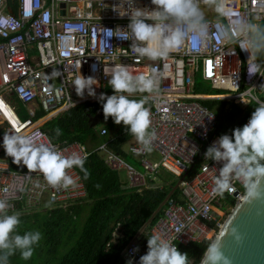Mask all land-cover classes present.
<instances>
[{"label":"built area","instance_id":"2783aa9c","mask_svg":"<svg viewBox=\"0 0 264 264\" xmlns=\"http://www.w3.org/2000/svg\"><path fill=\"white\" fill-rule=\"evenodd\" d=\"M118 3L120 0H0V198L7 196L13 205L9 214L68 208L86 198L85 182L78 168L67 170L77 179L75 187L53 189L41 174L28 175L26 166L12 163L2 146L3 135L6 131L22 129L38 142L51 141L42 129L47 120L66 109L99 103L86 93L85 98L78 97L71 84L74 78L80 74L94 76L100 84L93 86L97 96L101 92L111 95L113 93L106 90L105 67L114 63L131 65L136 74L150 70L162 73L160 96L147 105L151 112L150 130L156 133L153 150L143 152L142 146L135 141L130 143L129 153L125 152L141 170L113 151L110 140L93 149L76 139L51 143L65 156L73 152L87 153L89 159L92 153H97L109 170L125 171L128 182L121 183L123 188L137 192L162 188L157 174L160 168L166 169L180 178L178 190L172 195L175 188L165 200L147 233L171 239L177 249L179 245L194 241L207 239L211 242L230 212L244 200L246 191L239 182H234L232 189L222 196L212 193L213 168L221 165L205 160L204 153L220 137L217 134L219 119L217 104L210 107L204 101L230 100L248 105L253 112L255 103H245L250 101L247 91L255 87V94L264 99V93L259 92L264 76L257 73L249 78L248 53L239 46L233 50L215 41L204 54L191 55L182 50L157 64L134 57L128 50L130 41L115 37L109 40L105 35L106 28L118 25L124 28L129 22L127 16L121 18L112 10V5ZM136 5L154 7L150 0H136ZM229 7L239 15L251 16L258 23L264 20V0H231ZM205 15L213 33L218 31L216 14ZM33 50L37 54H32ZM197 76L221 92H196ZM15 101L21 103L26 116L19 117L15 113ZM37 111L41 112L39 116H36ZM250 116L251 113L241 126ZM106 133V127L100 126L99 134ZM193 147L198 149L195 155H191ZM156 155L159 159L154 161ZM177 229L181 231L177 233ZM135 248L138 251H133ZM144 254L141 242L133 240L127 244L125 257L127 261L131 259L132 264H139V257Z\"/></svg>","mask_w":264,"mask_h":264},{"label":"clouds","instance_id":"9594fccd","mask_svg":"<svg viewBox=\"0 0 264 264\" xmlns=\"http://www.w3.org/2000/svg\"><path fill=\"white\" fill-rule=\"evenodd\" d=\"M150 3L154 6L151 9L138 7L136 0H120V3L112 5V10L121 18L127 16L129 22L124 28L119 25L106 28L107 39L115 37L120 41H130L128 50L133 56L150 64H157L182 50L191 55L204 54L213 41L233 50L239 46L248 53L249 78L257 73L264 76V24L256 22L251 16L235 13L229 7L231 0H150ZM201 5L216 14L215 23L219 30L215 33ZM95 68L93 65L92 70L95 71ZM104 75L113 94L101 92L97 96L93 87L100 86L97 78L80 74L71 82L76 95L83 99L86 93L102 102L104 120L111 117L115 124L125 126L127 134L135 138L142 151L150 153L156 133L150 130L151 112L147 105L160 96L162 73L150 70L136 74L131 65L114 63L105 67ZM256 91L255 87H249L247 91L250 101L245 103L254 102L256 105L247 123L234 128L231 135H221L204 153L205 160L221 165L218 169L213 168V195L222 196L232 189L234 182L244 187L246 199L260 195L257 182L264 177V99L255 94ZM259 92L264 93V84ZM136 96L139 99L133 98ZM54 131L57 136L60 135L59 128ZM2 146L13 164L26 166L28 175L41 174L53 189L67 190L77 185V179L67 171L73 167L79 168L84 172V178H88L84 168L87 153L73 152L65 156L51 141L38 142L22 129L6 131ZM190 151L191 155H195L198 149L193 147ZM12 207L7 196L0 198V264H9L10 257L17 252L22 260L31 259L35 246L42 239L39 231L17 233L21 223L20 213L9 214L8 210ZM231 234L239 239L235 229ZM133 251H138V248ZM126 264H132V260L129 259ZM139 264H189V256L179 251L171 239L156 234L147 238V252L139 257ZM200 264H230L218 239L208 243Z\"/></svg>","mask_w":264,"mask_h":264},{"label":"trees","instance_id":"16d2710c","mask_svg":"<svg viewBox=\"0 0 264 264\" xmlns=\"http://www.w3.org/2000/svg\"><path fill=\"white\" fill-rule=\"evenodd\" d=\"M106 90L112 92L110 87ZM216 102L218 101H204L210 107ZM96 108L97 104L92 103L63 110L47 120L42 129L51 141L76 139L86 143L90 149L110 140L113 151L126 160L130 159L121 148V144L131 138L125 126L115 124L111 117L105 121L103 116L99 125L106 127L105 135H99L98 125L90 126L89 114H94ZM250 113L252 110L249 108L226 134L231 135L234 128L242 127L244 118ZM40 114L37 111L36 116ZM228 114L229 112L221 113L219 121ZM57 128L60 129L59 136L54 131ZM84 168L89 174L87 179L78 168L87 190L82 202L73 203L68 208L37 209L20 214L21 223L17 233L22 235L26 231H39L42 239L35 246L31 259L22 260L17 252L10 257L9 264H126L123 249L167 195L174 182H169L162 188H145L141 192L123 188L118 174L109 170L97 153L91 154ZM174 194L176 190L172 193ZM83 214L84 219L80 221ZM157 215L139 234L145 253L147 238L150 237L147 230ZM116 231L120 234L114 240ZM209 242L207 239L190 242L179 245L178 250L188 254L189 264H199Z\"/></svg>","mask_w":264,"mask_h":264},{"label":"water","instance_id":"95a60500","mask_svg":"<svg viewBox=\"0 0 264 264\" xmlns=\"http://www.w3.org/2000/svg\"><path fill=\"white\" fill-rule=\"evenodd\" d=\"M102 116V102H99L94 114H89L88 120L90 126L98 125L101 122ZM179 180L180 178L175 181L167 195L152 211L149 218L128 243L135 240L152 222L153 218L159 213L165 200L177 187ZM257 190L260 193L258 197L246 199L245 195L244 200L234 207L214 239L220 241L222 251L228 258L230 264H264V177L259 178ZM233 229L236 230L239 236L238 240L231 234ZM126 246L123 249L124 254L126 252Z\"/></svg>","mask_w":264,"mask_h":264},{"label":"rangeland","instance_id":"374dc122","mask_svg":"<svg viewBox=\"0 0 264 264\" xmlns=\"http://www.w3.org/2000/svg\"><path fill=\"white\" fill-rule=\"evenodd\" d=\"M203 11L205 14H214L213 11H208L207 7L201 5ZM32 54H37L36 50H33ZM194 90L196 92H202V93H219L221 92V90H217V89H212L208 84H206L205 82H203L199 76L196 77V82H195V88ZM217 104V112L220 115L221 113L225 114L226 112H229V114L225 117L222 118L221 121H219L218 127H217V134L218 135H223L226 134L229 129L231 127H233V125L238 122V120L240 119V117L246 113L249 110V106L248 105H244L242 106L240 103L238 102H231L230 100H226V101H220V102H216ZM14 106L16 107L15 113L19 116V117H24L26 116V113L21 105V103H19L18 101L14 102ZM245 119V118H244ZM99 125V124H98ZM131 139V138H130ZM127 142H124L122 144V147L125 149L126 153H129L128 151V147L130 145V143H135V139L134 140H130ZM129 157V156H128ZM130 158V157H129ZM159 159V157L156 155L155 158H153L154 161H157ZM127 162L136 166V168L139 170H141V168L139 167V165H137V163L135 164L134 161L130 158L127 159ZM118 174V178L119 181L122 184H127L128 182V177L127 174L125 173L124 170H121L119 172H117ZM157 177L160 178L159 180V184L162 186H165V184L163 183L164 181L166 182H174L177 180V177H175L173 174H171L170 172H168L166 169L164 168H160L159 169V173L157 174ZM167 183V184H168ZM178 190V188L176 187V191ZM84 215L80 216L79 220L82 221L84 219ZM145 230V229H144ZM143 230V231H144ZM146 233V231H145ZM139 239V238H138Z\"/></svg>","mask_w":264,"mask_h":264},{"label":"crops","instance_id":"0c3cea01","mask_svg":"<svg viewBox=\"0 0 264 264\" xmlns=\"http://www.w3.org/2000/svg\"><path fill=\"white\" fill-rule=\"evenodd\" d=\"M260 22H264V20H262V21H260ZM259 22V23H260ZM216 104V103H215ZM217 110V109H216ZM218 113V112H217ZM218 116H219V114H218ZM100 124V123H99ZM100 126H102V125H98L97 127L99 128ZM100 135V134H99ZM133 136H131V138H132ZM127 141H129V139L127 140ZM126 141V142H127ZM123 144V143H122ZM122 144H121V148H122V151L125 153V149L122 147ZM101 159V158H100ZM102 160V159H101ZM103 161V160H102ZM159 183V182H158ZM119 234H120V232L119 231H116L115 233H114V240L119 236ZM139 238V239H138ZM141 239H142V237H140V236H137L136 238H135V242L137 241V242H141Z\"/></svg>","mask_w":264,"mask_h":264},{"label":"bare ground","instance_id":"6f19581e","mask_svg":"<svg viewBox=\"0 0 264 264\" xmlns=\"http://www.w3.org/2000/svg\"><path fill=\"white\" fill-rule=\"evenodd\" d=\"M62 6H64V4H62ZM62 11H64V9H62ZM62 11H61V13H62ZM63 14V13H62Z\"/></svg>","mask_w":264,"mask_h":264}]
</instances>
